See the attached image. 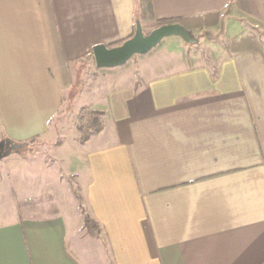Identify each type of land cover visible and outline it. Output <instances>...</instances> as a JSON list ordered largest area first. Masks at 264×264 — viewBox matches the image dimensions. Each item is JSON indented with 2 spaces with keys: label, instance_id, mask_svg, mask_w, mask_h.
Segmentation results:
<instances>
[{
  "label": "crops",
  "instance_id": "obj_1",
  "mask_svg": "<svg viewBox=\"0 0 264 264\" xmlns=\"http://www.w3.org/2000/svg\"><path fill=\"white\" fill-rule=\"evenodd\" d=\"M152 1L158 19L220 20L190 29L196 44L170 36L98 70L89 92L103 128L70 170L101 234L78 222L70 239L58 204L12 202L0 264H264V52L222 38L227 15L243 14L260 21L264 45V20L237 0ZM137 19V0H0V141L52 137L94 46L120 45ZM213 38L223 45L209 52Z\"/></svg>",
  "mask_w": 264,
  "mask_h": 264
},
{
  "label": "rangeland",
  "instance_id": "obj_2",
  "mask_svg": "<svg viewBox=\"0 0 264 264\" xmlns=\"http://www.w3.org/2000/svg\"><path fill=\"white\" fill-rule=\"evenodd\" d=\"M258 5L259 10L253 15L264 20V0H258ZM235 17L236 13L229 14L226 17L227 21L223 22V25L225 24V31L222 34L224 41L234 40L249 33L254 34L259 40L261 39L260 21L253 20L250 17L249 20L243 14L237 20H235ZM141 22L146 33L155 28L152 19L142 18ZM256 23L259 25H255ZM164 40L167 39L164 38L159 45L166 42ZM203 42L205 43L202 45L203 48L209 52H211L212 47L223 45V42L219 41L218 38H213L212 42L204 39ZM131 60L129 62L133 64ZM98 70L94 61L87 60L83 62L81 70L78 72L74 92L66 96L60 111V124L54 129V135L50 136L51 138L29 142L22 145L18 151H14L12 155L0 159V222L9 221L11 218L12 206H10V203L17 202L20 206V203L22 204L28 200L34 204L37 203L38 208L45 210L52 207L56 209L58 204L60 212L70 227V239H74V229L78 222H82L84 231L88 232L84 225L83 208L73 188H78V193L83 200L84 193L80 188L77 174L70 169L77 163L76 154L79 145L85 142H81L80 138L89 131L92 124L94 115L92 110H97V106H93L95 105L92 103L94 98L89 91L97 83ZM80 90L82 93L75 100V94ZM91 99L93 100L91 101ZM77 126H81L82 129L79 130ZM63 142H65L63 149L56 150V147ZM51 149H54L52 154H55V157L50 153ZM55 159L57 162L54 167L50 170L48 168L43 170L45 171L43 177L47 179H39L37 170L48 164L47 162H54ZM21 170L31 171L28 174V179L26 174H22L25 176V181L21 178ZM39 172L42 173L41 170ZM47 180L51 181L52 184L54 183L56 187L54 193L52 189L48 188ZM21 186H28L29 188L23 189ZM84 238L83 241L86 242L91 240L87 235Z\"/></svg>",
  "mask_w": 264,
  "mask_h": 264
},
{
  "label": "trees",
  "instance_id": "obj_3",
  "mask_svg": "<svg viewBox=\"0 0 264 264\" xmlns=\"http://www.w3.org/2000/svg\"><path fill=\"white\" fill-rule=\"evenodd\" d=\"M237 5L241 9L247 11L250 14H256L257 11L259 10L258 0H237ZM137 10H138V18H140L141 20L142 18L152 19L155 28L163 24L180 23L183 26H185L188 30H190L194 28L210 27L214 24H217L220 20L219 12H212L206 15H199V16H189V17L179 16V17H173V18H159L158 19L155 17V14H154V7H153L152 0H137ZM133 34L131 36H133ZM119 43H122V42H119ZM226 47H234L235 49L237 48L239 49L243 47H254L264 52V45L254 35H245V36H241L240 38H236L232 40L229 44H227ZM98 69L101 71L110 70V68H98ZM92 111L94 113L92 124L89 127L90 128L89 131L81 136L80 138L81 142L88 140L92 135L99 133L103 128V122L101 120V115L103 114V112L99 110H92ZM77 128L79 130L82 129L81 126L79 127L77 126ZM37 139L39 138L34 137L31 140L22 142L21 145H25ZM73 190L76 193L77 197L79 198L80 205L83 208L84 225L87 231L91 235L99 236L102 231L100 225L91 216L90 212L85 206L84 200L78 193L79 192L78 188L74 187Z\"/></svg>",
  "mask_w": 264,
  "mask_h": 264
},
{
  "label": "water",
  "instance_id": "obj_4",
  "mask_svg": "<svg viewBox=\"0 0 264 264\" xmlns=\"http://www.w3.org/2000/svg\"><path fill=\"white\" fill-rule=\"evenodd\" d=\"M179 36L189 44L199 42L191 32L180 23L163 24L154 28L151 32L144 31L142 22L136 20V29L130 38L120 45L109 47L98 44L93 48L94 60L97 68H116L126 65L135 55H144L156 48L166 37ZM21 145L10 139L0 141V159L18 151Z\"/></svg>",
  "mask_w": 264,
  "mask_h": 264
}]
</instances>
